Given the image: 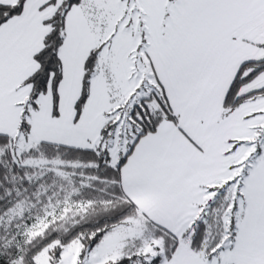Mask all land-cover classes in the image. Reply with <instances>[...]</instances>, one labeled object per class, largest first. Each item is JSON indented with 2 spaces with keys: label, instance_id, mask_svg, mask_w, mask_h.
I'll return each mask as SVG.
<instances>
[{
  "label": "snow or ice",
  "instance_id": "6c2138e0",
  "mask_svg": "<svg viewBox=\"0 0 264 264\" xmlns=\"http://www.w3.org/2000/svg\"><path fill=\"white\" fill-rule=\"evenodd\" d=\"M0 264H264V0H0Z\"/></svg>",
  "mask_w": 264,
  "mask_h": 264
}]
</instances>
